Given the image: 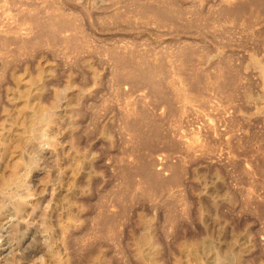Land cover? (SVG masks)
Masks as SVG:
<instances>
[{
  "label": "rangeland",
  "instance_id": "rangeland-1",
  "mask_svg": "<svg viewBox=\"0 0 264 264\" xmlns=\"http://www.w3.org/2000/svg\"><path fill=\"white\" fill-rule=\"evenodd\" d=\"M216 254L264 264V0H0V264Z\"/></svg>",
  "mask_w": 264,
  "mask_h": 264
},
{
  "label": "bare ground",
  "instance_id": "bare-ground-1",
  "mask_svg": "<svg viewBox=\"0 0 264 264\" xmlns=\"http://www.w3.org/2000/svg\"><path fill=\"white\" fill-rule=\"evenodd\" d=\"M40 115H41V114H40ZM35 116H36V115H35ZM37 117H38V115H37ZM37 117H36V118H37ZM41 117H42V116H41ZM39 119H40V118H38V120H39ZM29 123H30V122H29ZM30 124H31V123H30ZM29 127H31V126H29ZM15 170H16V169H15ZM9 179H10V181H16V180H18L17 173H16L15 171L12 172V173H11V176H10ZM7 180H8V179H7ZM5 183H6V182H5ZM8 184H9V183H8ZM6 185H7V184H6ZM19 205H20V204H19ZM144 241H145V239H144L142 242H144ZM142 242H141V243H142ZM146 242H147V241H146ZM140 245H141V244H140ZM228 256H229V255H228ZM215 257H216L215 260L217 261V263L220 264L221 261H222L221 256H220L219 254H216ZM215 257H214V258H215Z\"/></svg>",
  "mask_w": 264,
  "mask_h": 264
}]
</instances>
